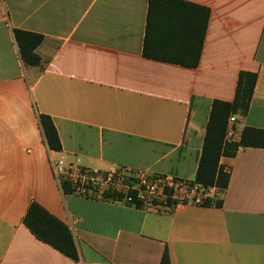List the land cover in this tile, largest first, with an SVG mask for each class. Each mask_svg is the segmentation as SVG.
Segmentation results:
<instances>
[{
  "label": "crops",
  "instance_id": "obj_1",
  "mask_svg": "<svg viewBox=\"0 0 264 264\" xmlns=\"http://www.w3.org/2000/svg\"><path fill=\"white\" fill-rule=\"evenodd\" d=\"M182 1L211 11L197 68L143 56L150 0H0V264H162L166 249L171 264H264V149L221 159L222 209L148 213L66 195L53 174L51 155L195 180L212 105L234 101L242 71L258 80L236 142L264 130V0ZM16 30L44 36L43 69L24 65ZM32 203L72 230L79 263L25 226Z\"/></svg>",
  "mask_w": 264,
  "mask_h": 264
},
{
  "label": "trees",
  "instance_id": "obj_2",
  "mask_svg": "<svg viewBox=\"0 0 264 264\" xmlns=\"http://www.w3.org/2000/svg\"><path fill=\"white\" fill-rule=\"evenodd\" d=\"M147 12L143 56L187 68H197L211 16L210 9L182 0H150ZM13 34L24 65L43 69L44 65L37 49L43 44L44 36L21 30H16ZM257 80L256 73L242 71L234 101H215L212 105L195 181L207 188H216L218 196L210 197L203 206L223 208L221 196L227 191L230 183V172L221 164L223 157H234L241 148L264 149V130L261 129L244 128L239 142L224 143L229 118L233 115H248ZM40 124L51 150L61 151V142L53 120L41 115ZM71 189L65 182L64 193L71 195ZM24 224L39 241L76 263L81 261V253L72 230L39 204L30 205ZM162 264H171L167 249L163 254Z\"/></svg>",
  "mask_w": 264,
  "mask_h": 264
},
{
  "label": "built area",
  "instance_id": "obj_3",
  "mask_svg": "<svg viewBox=\"0 0 264 264\" xmlns=\"http://www.w3.org/2000/svg\"><path fill=\"white\" fill-rule=\"evenodd\" d=\"M229 118L227 140L239 136L238 117ZM77 157L68 163L64 157L51 155L54 177L63 190L68 183L71 195L115 205L136 208L145 212L167 213L179 205H204L212 188L173 174H159L144 168L121 167L115 170H95L84 167ZM64 191V190H63Z\"/></svg>",
  "mask_w": 264,
  "mask_h": 264
},
{
  "label": "rangeland",
  "instance_id": "obj_4",
  "mask_svg": "<svg viewBox=\"0 0 264 264\" xmlns=\"http://www.w3.org/2000/svg\"><path fill=\"white\" fill-rule=\"evenodd\" d=\"M43 45V44H42ZM233 142H235V141H229V140H227V136H226V134H225V141H224V143H233Z\"/></svg>",
  "mask_w": 264,
  "mask_h": 264
}]
</instances>
